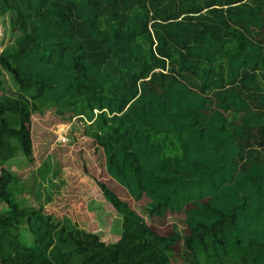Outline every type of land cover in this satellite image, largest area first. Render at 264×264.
Here are the masks:
<instances>
[{
	"label": "trees",
	"instance_id": "16d2710c",
	"mask_svg": "<svg viewBox=\"0 0 264 264\" xmlns=\"http://www.w3.org/2000/svg\"><path fill=\"white\" fill-rule=\"evenodd\" d=\"M7 15L0 264H264V0H0ZM42 116L85 121L105 158L85 174L101 199L88 210L107 227L116 216L115 240L74 196H56L61 213L25 198L41 186L12 167L33 159ZM68 179L50 182L55 194ZM168 209H202L198 223L231 231L235 253L187 250L177 226L159 234L149 222Z\"/></svg>",
	"mask_w": 264,
	"mask_h": 264
},
{
	"label": "rangeland",
	"instance_id": "374dc122",
	"mask_svg": "<svg viewBox=\"0 0 264 264\" xmlns=\"http://www.w3.org/2000/svg\"><path fill=\"white\" fill-rule=\"evenodd\" d=\"M12 40V25L7 15L0 19V51L7 44H10ZM5 74L8 81L7 85L13 87L11 75L6 71ZM85 126V121L77 118L73 119L71 123L62 121L53 122L52 116H42L41 119L35 118L33 121L34 157L31 160L25 157L20 158L15 166L13 165L12 170L14 174L30 180L31 183L35 181L38 186L39 184L41 186V200L38 201L33 193H26L24 196L28 203L36 207L42 205L47 210L60 211L61 213V209L66 202L56 198V196H74L76 199H74L73 203L77 205L74 211L77 214L91 215L88 217L87 222L90 229L92 231L104 232L105 239L110 238L111 240H115L116 233L113 232V226L114 222L118 220L116 216H112V224L107 227L98 219L96 220L95 215L88 210L93 202L99 203L101 199L99 197V190L87 179V175L85 176V174L87 173L96 178L98 175L97 169L101 170L100 174L104 170L105 158L101 150L95 151L93 142L83 131V127ZM45 162H49V166L44 170V178L48 179V181L44 180L42 176H38L39 170ZM84 164L92 166L93 169L91 168L89 171L83 170ZM62 177L66 182L70 178L72 184L64 183V185H61ZM51 181L53 183H61L59 193L55 194V191L51 187ZM67 185L75 190L74 195H68L64 191ZM136 193L135 198L138 203L145 207L155 205L157 200L153 196H149L143 192ZM48 197L51 200H48ZM106 212L111 213L110 208H107ZM203 213L202 209L191 210L190 212L168 209L163 212L162 217L149 222V225L155 228L161 235L169 234L174 226H177L185 237V242L182 246H186L187 250H193L201 254L214 253L217 250L222 251L226 249L227 252L235 253L234 251L236 250L233 248V245H230L231 237H233L232 232L223 230L221 226H216L213 231L205 229L206 227L200 225L197 221L201 219ZM78 221L82 224L80 218ZM182 246L180 245L181 248H183Z\"/></svg>",
	"mask_w": 264,
	"mask_h": 264
}]
</instances>
